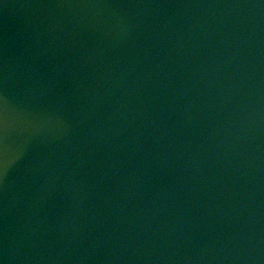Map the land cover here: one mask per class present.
<instances>
[{"label": "water", "instance_id": "obj_1", "mask_svg": "<svg viewBox=\"0 0 264 264\" xmlns=\"http://www.w3.org/2000/svg\"><path fill=\"white\" fill-rule=\"evenodd\" d=\"M0 264H264V0H0Z\"/></svg>", "mask_w": 264, "mask_h": 264}]
</instances>
